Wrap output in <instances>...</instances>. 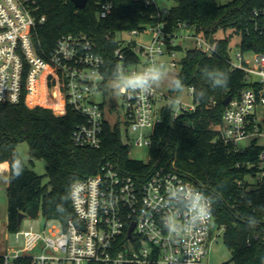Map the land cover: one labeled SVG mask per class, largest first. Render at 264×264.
I'll return each mask as SVG.
<instances>
[{
    "label": "built area",
    "instance_id": "2783aa9c",
    "mask_svg": "<svg viewBox=\"0 0 264 264\" xmlns=\"http://www.w3.org/2000/svg\"><path fill=\"white\" fill-rule=\"evenodd\" d=\"M139 1L155 6L158 14L154 19L159 21L143 29L124 30L129 40H117L115 33L114 41L119 46L114 51L117 65L113 74H106L105 58L84 33L63 35L49 53L39 52L36 30L45 22V16L40 14L43 0H0V104L47 106L56 116L64 115L70 108L83 119L72 134L78 148L98 149L105 125L120 129V122L127 133L149 130L143 142L134 143L149 148L154 128L162 121L161 110L166 106L158 104L163 98L173 97L164 96L155 88L147 95L119 93L123 98L119 105L114 96L115 82L154 63L179 69L190 49L183 44L187 41L193 42L191 49L208 57L216 54V43L198 35L187 22L179 23L176 32L170 33L164 21L169 9L162 10L157 0ZM94 3L100 19H106L114 9L111 0ZM251 19L253 30L264 35V9L253 10ZM180 53L182 56H178ZM253 54V63L245 60L241 52L235 63L228 52L231 67L241 69L247 82L261 87L258 91L246 89L239 98L231 99L221 124L215 128L219 138L232 144L235 151H239L237 144L249 137L264 138V132L254 123L257 109L264 108V54ZM132 57L136 61L130 63ZM251 78L255 80L250 81ZM188 89L192 103L182 106L180 113L192 115L199 108L217 104L215 100L202 104L195 99L194 88ZM98 96H102L100 101ZM179 114L172 113V120ZM251 125L253 132L249 131ZM126 139L131 147L132 140L128 135ZM259 163L257 179L264 184V150ZM178 184L209 198L177 172L174 163L157 168L148 177L128 175L106 163L96 175L73 184L72 214L65 226L49 220L42 231L33 227L18 230L15 238L22 239V246L3 254V264H201L215 239L212 226H218L213 205L212 218L202 228L191 227ZM170 222L176 225L175 231L167 229ZM221 264L237 263L229 260Z\"/></svg>",
    "mask_w": 264,
    "mask_h": 264
},
{
    "label": "trees",
    "instance_id": "16d2710c",
    "mask_svg": "<svg viewBox=\"0 0 264 264\" xmlns=\"http://www.w3.org/2000/svg\"><path fill=\"white\" fill-rule=\"evenodd\" d=\"M111 1L112 13L100 19L94 0H87L83 10H76L68 0H43L40 14L45 16V22L36 30L39 52L49 53L63 35L84 33L105 58L106 74H113L117 65L114 51L119 47L114 34L143 29L159 19H154L157 8L145 6L143 1ZM170 1L173 5L164 17L166 29L173 33L179 23L187 22L198 35L216 43V54L208 57L189 49L176 75L183 87L179 91L171 88L168 95L173 97L183 88L193 87L195 99L202 104L209 100L217 104L199 108L192 115L180 113L175 120L171 117L172 103L166 105L161 110L162 121L153 131L148 163L129 158L130 145L122 139L118 126L105 125L98 149H82L73 144L72 134L83 119L70 108L64 115L56 116L47 106L0 104V171L7 172L9 181L6 188L9 233L19 230L20 213L30 218L42 213L46 221L56 220L65 226L72 214L73 184L96 175L106 163L122 173L146 177L157 168L174 163L177 172L209 196L214 222L224 227L223 241L231 252V260L237 264H264V184L257 179L261 171L259 155L264 146L253 139L243 151H235L215 130L221 124L225 98H239L249 88L261 89L259 84L247 82L241 69L231 67L228 56L231 36L216 39L215 35L231 30L240 37L238 47L242 54H264V35L253 30L251 19L253 10L264 9V0H229L225 4L216 0ZM135 61L132 57L129 62ZM221 72L227 75V81L218 86L215 81H224ZM253 130L251 125L249 131ZM22 142L30 147L31 163L37 159L45 161L47 185L43 184V176L22 162L17 151ZM248 178L254 183H249Z\"/></svg>",
    "mask_w": 264,
    "mask_h": 264
},
{
    "label": "rangeland",
    "instance_id": "374dc122",
    "mask_svg": "<svg viewBox=\"0 0 264 264\" xmlns=\"http://www.w3.org/2000/svg\"><path fill=\"white\" fill-rule=\"evenodd\" d=\"M231 1V0H230ZM159 6L161 9H170L171 6L173 5L170 0H157ZM218 4H225L229 2V0H216ZM190 31L192 29L190 28ZM230 38V48H229V56L232 59L233 62L238 63V60L236 58L237 54L241 51L239 50V43H240V37L237 35H233L231 30H228L226 32L223 31H218L215 35L216 39H222L229 37ZM117 40H129L130 36L126 32H121L116 35ZM185 47L187 48H192L193 42L192 41H187L186 43H183ZM253 53H245L243 54V58L245 60L251 61L253 63ZM178 56H182V53H180ZM164 71L169 74L170 77L175 76L178 74L179 69H173L166 67L164 68ZM255 78H251L250 81H254ZM157 92L160 94H163L164 96H167L170 94V87L167 82L161 83L158 87H155ZM36 93V91H35ZM114 96L116 101L118 102L119 105L122 103V99L120 94L117 92H114ZM102 96L97 97V101H100ZM171 105V109L173 113L179 114L181 111L182 106H187L191 105L192 103V97L189 94V89L188 88H183L177 95L173 96V100L163 98L158 106H164V105ZM259 123H262L261 117L258 118ZM264 125V123H263ZM262 125V126H263ZM262 131L264 132V128H261ZM120 131L122 134V139L126 141V136L132 140V144L129 150V158L132 160H137L141 161L143 163H148L149 161V148L146 145L143 146H136L134 143L135 141H144L146 135L148 134L149 130L145 131H138V132H131L129 131L127 133L126 128L123 123L120 122ZM253 139H256L257 144L264 146V138L263 137H249L237 144V148L239 151H243ZM29 148L28 144L26 142H22L18 144L17 151L19 153V156L24 163V165L30 169L33 170L37 175L43 176V184L47 185L48 179L45 176L46 173V163L42 159H37L33 160V163L30 162L31 157L29 153ZM8 175L6 172H0V255L5 254L8 251H11L12 249L16 248H21L22 246V239L19 241H16L15 238V233H9L6 229V223H7V193H6V188L8 185ZM249 183H254V180L251 178H248ZM46 219L43 216L42 213H39V215L36 218H30L26 217L19 228V231H24L30 229V227H33L34 230L36 231H42L45 227ZM212 234L215 236V239L211 243L209 247V252L206 255V257L203 259L201 264H221L224 262H227L231 260V252L229 249L226 247L224 243V229L222 227H218L216 225L212 226Z\"/></svg>",
    "mask_w": 264,
    "mask_h": 264
},
{
    "label": "clouds",
    "instance_id": "9594fccd",
    "mask_svg": "<svg viewBox=\"0 0 264 264\" xmlns=\"http://www.w3.org/2000/svg\"><path fill=\"white\" fill-rule=\"evenodd\" d=\"M224 75V81H215L216 85H221L227 81V75ZM167 82L174 91H179L183 85L179 78L172 76L164 71V65L152 64L142 71L132 72L121 76L115 82L117 93L128 94H150L155 87L161 83ZM15 175L20 176L19 165L17 164ZM179 192L183 193V199L186 202L187 219L193 228H202L212 218V202L203 193L194 191L192 188H184L182 184L176 185ZM169 231H175L176 225L169 223L166 225Z\"/></svg>",
    "mask_w": 264,
    "mask_h": 264
},
{
    "label": "water",
    "instance_id": "95a60500",
    "mask_svg": "<svg viewBox=\"0 0 264 264\" xmlns=\"http://www.w3.org/2000/svg\"><path fill=\"white\" fill-rule=\"evenodd\" d=\"M71 3L78 9L80 10H83L85 7H86V4H87V0H70ZM232 97L231 96H228L227 99L225 98L224 101H223V105L224 106H227V104L231 101ZM115 101L114 100H111V105L112 106H115ZM27 216L23 213H20L19 214V217H18V225L20 227L22 221L26 218Z\"/></svg>",
    "mask_w": 264,
    "mask_h": 264
},
{
    "label": "crops",
    "instance_id": "0c3cea01",
    "mask_svg": "<svg viewBox=\"0 0 264 264\" xmlns=\"http://www.w3.org/2000/svg\"><path fill=\"white\" fill-rule=\"evenodd\" d=\"M259 117H261V119H262V123H259V120H258V118ZM254 123H255V125H258V126H260V129L263 127L264 128V125H263V123H264V108L263 107H261L260 106V108H258L257 109V111H256V113H255V115H254ZM263 125V126H262ZM255 137V136H254ZM255 138H257V137H255ZM0 172H6V171H0ZM7 173V172H6Z\"/></svg>",
    "mask_w": 264,
    "mask_h": 264
},
{
    "label": "bare ground",
    "instance_id": "6f19581e",
    "mask_svg": "<svg viewBox=\"0 0 264 264\" xmlns=\"http://www.w3.org/2000/svg\"><path fill=\"white\" fill-rule=\"evenodd\" d=\"M34 89H35L34 91H36L37 90V86H34Z\"/></svg>",
    "mask_w": 264,
    "mask_h": 264
}]
</instances>
